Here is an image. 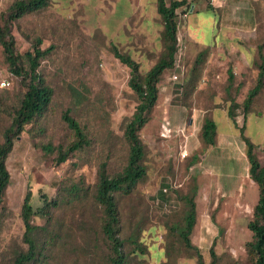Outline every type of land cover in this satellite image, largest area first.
I'll list each match as a JSON object with an SVG mask.
<instances>
[{"label": "rangeland", "instance_id": "1", "mask_svg": "<svg viewBox=\"0 0 264 264\" xmlns=\"http://www.w3.org/2000/svg\"><path fill=\"white\" fill-rule=\"evenodd\" d=\"M15 1L0 0V25L10 27L18 54L31 50L37 38L41 48L53 46L38 68L53 93L47 109L25 126L6 158L10 182L0 212V264H14L27 250L21 207L28 190L32 223L39 226L34 239L41 259L36 264H108L111 248L101 229L102 208L94 199L98 167L106 162L107 174L114 175L125 166L124 127L138 104L128 84L130 69L114 56L111 44L138 62L144 75L164 52L162 19L158 31L133 30V40L128 36L121 42L114 29L96 27L99 15L84 0H48L43 9L13 19ZM199 1L187 0L177 9L175 65L160 76L157 101L139 131L146 176L130 194L115 193L126 264H196L193 251L171 229L182 223L183 197L193 190L196 223L190 238L205 263L213 243L220 264H252L245 246L252 236L247 225L258 187L245 171L246 147L238 133L248 116L244 134L264 165V87L248 111L243 109L258 72V45L264 53V0H235L236 7H226L223 14L215 11L217 0ZM220 20L224 27L218 36ZM207 21H213V29ZM190 35L205 40L198 43ZM218 37L221 43H215ZM20 65L27 67L24 58ZM228 69L234 75L231 82ZM0 72L11 82L0 87L1 144L26 90L22 76L9 70L1 45ZM231 100L237 104L234 121L221 114ZM67 109L90 145L58 164L56 151L45 152L42 145L66 148L73 141V131L62 119ZM213 110L217 135L208 157L210 146L200 130ZM164 126L170 128L167 136L162 135ZM183 146L188 152L184 158ZM220 179L232 183L218 189ZM43 196L55 206L46 209ZM129 237L137 238L138 248Z\"/></svg>", "mask_w": 264, "mask_h": 264}, {"label": "trees", "instance_id": "2", "mask_svg": "<svg viewBox=\"0 0 264 264\" xmlns=\"http://www.w3.org/2000/svg\"><path fill=\"white\" fill-rule=\"evenodd\" d=\"M187 0H171L166 3L165 0H157V12L162 22L163 30L161 34L164 52L159 59L148 69L144 75L140 74L139 63L128 54H123L118 47L111 44V49L115 57L130 69L129 86L138 97V104L131 118L126 122L123 135L128 143V155L126 164L122 170L114 175H108L106 172V162H101L98 167V182L96 185L94 199L102 208L101 229L108 240L111 248V255L108 264H126V254L124 252V240L120 237L119 216L115 193L130 194L138 182L146 176V167L143 163L144 145L140 139L139 131L149 120V114L158 98V86L160 76L163 72L174 67L176 53L178 51L177 43V9L184 6ZM48 4V0H16L12 4L11 18L16 19L25 13L34 12L43 9ZM209 8H211L209 6ZM41 40L37 38L31 48L22 55L15 51V39L11 34L10 27L0 25V45L5 54V60L9 70L17 76H22L26 81V90L24 91L20 104L12 116L10 125L3 132V141L0 144V212L2 210V199L4 192L10 182V173L6 166V158L11 152L15 139L21 134L25 126L31 123L36 117L43 114L52 99V89L46 85L44 78L39 72V66L44 58L53 48L40 47ZM263 46H257L258 72L254 85L248 90L243 100V109L248 111L254 97L264 87V53ZM203 51L199 52L196 62L200 61ZM24 58L27 67L20 65V60ZM234 75L231 69H228V81L231 82ZM236 102L231 100L227 108L228 117L234 121V107ZM62 119L73 131L74 139L66 147L52 144L42 145L45 152L56 151V163H62L76 151H80L90 145V140L80 126L78 121L70 114L67 109L62 113ZM245 119V118H244ZM245 122V120H244ZM244 128H239L240 137L243 140L246 150L245 155L249 164V177L258 187V199L253 207L252 218L248 222V228L252 232L251 239L246 243V253L252 264H264V165H261L254 152L255 145L244 134ZM217 127L214 120L210 117L203 119L200 130V137L204 143L209 146L214 145ZM76 190V188L74 187ZM195 190L191 195H185V210L181 224H175L171 227L177 234L184 246L193 251L196 264H206L200 249L191 242V233L196 223V203ZM31 193L28 190L24 196L21 216L25 227L24 241L27 243V250L19 253L14 264H36L41 259V252L37 248L34 239V232L39 226L32 223V216L35 214L31 204ZM44 207L48 209L55 202L47 201L43 196ZM47 212V210H46ZM128 240L135 248L139 247L137 238L129 237ZM210 262L208 264H220V258L214 250L213 243L209 247Z\"/></svg>", "mask_w": 264, "mask_h": 264}, {"label": "crops", "instance_id": "3", "mask_svg": "<svg viewBox=\"0 0 264 264\" xmlns=\"http://www.w3.org/2000/svg\"><path fill=\"white\" fill-rule=\"evenodd\" d=\"M156 1L157 0H94V1L84 0L82 3L87 5H93V9L99 15L97 17L96 27L105 30L111 28L114 29L115 30L114 32H116L115 34L119 37V39H121V42H123L128 38V36L132 37L133 40V34H134L133 30L152 29L158 31L159 29H161L162 25L160 21V15L157 12ZM166 1L169 3L171 0H165V2ZM216 2L218 3L217 5L219 6H215L216 7L215 11L221 12V14L225 12L226 7L227 8H229L230 6L236 7V3H239V1L236 2L235 0H217ZM199 3L201 6L204 5L200 1ZM212 23L213 21L210 22L207 21L208 27H211L213 29L214 25ZM196 24L201 28L204 27V25L201 22L199 23L198 20ZM222 24L224 25V23H222V21L220 20L218 23L219 25L217 31L218 36H220L222 33V28L224 27ZM190 36L194 38L193 35ZM217 39H219V41H217ZM220 39L221 37L215 38V43H221L222 41ZM204 40L205 39L202 37L200 40H198L199 42L197 40L196 41L200 43L201 41ZM247 56L249 57V59L251 58L249 54H247ZM221 114L224 119L229 120L227 112L223 111ZM208 117L212 118L215 122L216 110H213L211 114L208 115ZM244 120H245L244 125H246L248 116L245 117ZM238 135L240 136V133H238ZM211 147L213 148V145H211L210 148H208V153H209L208 157L211 155V149H212ZM244 157H246V155H244ZM237 158H241V157H237ZM243 165H245V171L248 176V168H249L248 161ZM206 171L210 172L208 170ZM228 183L231 184L232 182L229 181L226 182L222 180L218 181L217 188L222 189L223 187L227 186Z\"/></svg>", "mask_w": 264, "mask_h": 264}, {"label": "built area", "instance_id": "4", "mask_svg": "<svg viewBox=\"0 0 264 264\" xmlns=\"http://www.w3.org/2000/svg\"><path fill=\"white\" fill-rule=\"evenodd\" d=\"M176 77V76H174ZM11 84L9 77L7 76H2L1 72H0V87L6 88L9 87ZM170 132V128H167L166 126L163 127V131H162V135H168V133ZM181 151V157L184 158L187 155V150L186 147L183 146V148L180 150Z\"/></svg>", "mask_w": 264, "mask_h": 264}]
</instances>
